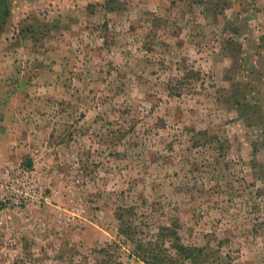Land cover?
Here are the masks:
<instances>
[{
  "label": "rangeland",
  "instance_id": "obj_1",
  "mask_svg": "<svg viewBox=\"0 0 264 264\" xmlns=\"http://www.w3.org/2000/svg\"><path fill=\"white\" fill-rule=\"evenodd\" d=\"M0 58L44 197L0 178V264H147L118 211L264 264V0H0Z\"/></svg>",
  "mask_w": 264,
  "mask_h": 264
},
{
  "label": "crops",
  "instance_id": "obj_2",
  "mask_svg": "<svg viewBox=\"0 0 264 264\" xmlns=\"http://www.w3.org/2000/svg\"><path fill=\"white\" fill-rule=\"evenodd\" d=\"M7 61L0 58V178L18 166L25 156H32V146L35 144V135L32 134L34 127L29 118L31 92L23 88L25 79L18 80L16 89L6 87L1 77L4 76L3 66Z\"/></svg>",
  "mask_w": 264,
  "mask_h": 264
},
{
  "label": "trees",
  "instance_id": "obj_3",
  "mask_svg": "<svg viewBox=\"0 0 264 264\" xmlns=\"http://www.w3.org/2000/svg\"><path fill=\"white\" fill-rule=\"evenodd\" d=\"M28 166H32L30 160H28ZM116 217L120 221V231L126 235L135 247L136 255L147 264H172L179 256L202 264H207L211 259L214 264H228L227 259L230 256L229 253L222 251L223 241L217 243L215 247L211 243L202 246L186 245L178 237H175L177 233H175L173 225L162 227L160 232L157 233V238L156 235L150 239L138 238L137 226L132 222L127 224L124 215L119 211ZM173 235L172 247L175 250L174 253L166 247V239ZM102 251H107V248L102 249Z\"/></svg>",
  "mask_w": 264,
  "mask_h": 264
},
{
  "label": "built area",
  "instance_id": "obj_4",
  "mask_svg": "<svg viewBox=\"0 0 264 264\" xmlns=\"http://www.w3.org/2000/svg\"><path fill=\"white\" fill-rule=\"evenodd\" d=\"M8 173L12 175L4 185L6 193L2 196L3 202L21 208L43 201L44 197L40 195L37 180L33 178L35 173L33 168L21 165Z\"/></svg>",
  "mask_w": 264,
  "mask_h": 264
}]
</instances>
